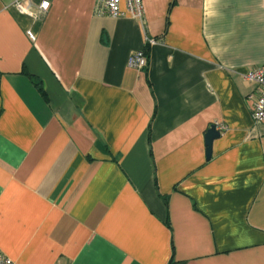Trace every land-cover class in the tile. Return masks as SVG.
Returning <instances> with one entry per match:
<instances>
[{
	"label": "crops",
	"instance_id": "crops-1",
	"mask_svg": "<svg viewBox=\"0 0 264 264\" xmlns=\"http://www.w3.org/2000/svg\"><path fill=\"white\" fill-rule=\"evenodd\" d=\"M18 1L0 0V251L264 264V124L244 78L264 67V0H142V20ZM147 43L148 68L130 67Z\"/></svg>",
	"mask_w": 264,
	"mask_h": 264
},
{
	"label": "built area",
	"instance_id": "built-area-1",
	"mask_svg": "<svg viewBox=\"0 0 264 264\" xmlns=\"http://www.w3.org/2000/svg\"><path fill=\"white\" fill-rule=\"evenodd\" d=\"M25 1L16 2L14 8L20 13L34 15L30 7L24 5ZM123 5L125 8H123ZM49 8V0H39L36 9L39 13L46 14ZM95 12L97 15H108L113 18H120L128 14L139 20L143 19L142 0H96ZM28 36L32 41L36 40L32 31L28 32ZM149 42L154 43L152 40H149ZM128 63L130 67L143 71L148 66L147 56L143 50L135 52L129 57ZM244 78L255 86V91L250 96L252 100V118L256 124H264V67L250 70L244 75ZM216 128L219 132L226 129L223 125L216 126ZM0 264H14V262L0 251Z\"/></svg>",
	"mask_w": 264,
	"mask_h": 264
},
{
	"label": "water",
	"instance_id": "water-1",
	"mask_svg": "<svg viewBox=\"0 0 264 264\" xmlns=\"http://www.w3.org/2000/svg\"><path fill=\"white\" fill-rule=\"evenodd\" d=\"M221 133L217 130L216 126H212L206 134V154L209 159L212 155L213 142L220 137Z\"/></svg>",
	"mask_w": 264,
	"mask_h": 264
},
{
	"label": "trees",
	"instance_id": "trees-1",
	"mask_svg": "<svg viewBox=\"0 0 264 264\" xmlns=\"http://www.w3.org/2000/svg\"><path fill=\"white\" fill-rule=\"evenodd\" d=\"M149 47H150V44L147 43V46H146L147 51H145V55L147 56V60L148 61H149ZM147 68H148V66H147ZM28 76L34 82V84L39 88V90L41 91V93L45 96L44 91H43V89L40 86V81H38L37 79H35L32 75H29L28 74Z\"/></svg>",
	"mask_w": 264,
	"mask_h": 264
}]
</instances>
